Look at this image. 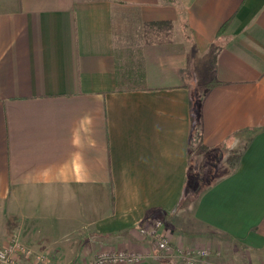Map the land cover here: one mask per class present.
<instances>
[{
  "label": "crops",
  "instance_id": "0c3cea01",
  "mask_svg": "<svg viewBox=\"0 0 264 264\" xmlns=\"http://www.w3.org/2000/svg\"><path fill=\"white\" fill-rule=\"evenodd\" d=\"M153 222L264 264V0H0V246L179 264Z\"/></svg>",
  "mask_w": 264,
  "mask_h": 264
},
{
  "label": "built area",
  "instance_id": "2783aa9c",
  "mask_svg": "<svg viewBox=\"0 0 264 264\" xmlns=\"http://www.w3.org/2000/svg\"><path fill=\"white\" fill-rule=\"evenodd\" d=\"M160 222H154L148 228H139L138 234L150 238L157 257L173 259L179 264H210L212 251L207 248L183 247L172 243L170 235L158 232ZM140 252L105 251L82 264H141L152 256L153 251ZM216 255L219 253L215 252ZM45 256L34 253L21 244L16 235H12L7 244L0 246V264H45Z\"/></svg>",
  "mask_w": 264,
  "mask_h": 264
},
{
  "label": "rangeland",
  "instance_id": "374dc122",
  "mask_svg": "<svg viewBox=\"0 0 264 264\" xmlns=\"http://www.w3.org/2000/svg\"><path fill=\"white\" fill-rule=\"evenodd\" d=\"M237 151L238 152L241 151V148L239 147ZM236 157H237V155L235 153V154H232L230 156V159L233 160V162H234L236 160ZM215 172L218 173V171L215 170L212 165L210 167L208 166L207 170H202V172H199V176L197 177V182H196L197 194H199L203 189H205V186L208 183H210ZM69 255H70L69 252H52L51 257H48V258L45 257V259H46L45 264H73L74 263L73 260L72 261L67 260L70 257ZM166 260H173V259H166ZM211 262H212V260L210 261V264H211Z\"/></svg>",
  "mask_w": 264,
  "mask_h": 264
},
{
  "label": "trees",
  "instance_id": "16d2710c",
  "mask_svg": "<svg viewBox=\"0 0 264 264\" xmlns=\"http://www.w3.org/2000/svg\"><path fill=\"white\" fill-rule=\"evenodd\" d=\"M228 23H229V21H227L226 23L223 24V26L219 29V33L223 32L226 29ZM242 152H243L242 149L239 152L238 151L235 152L237 157H236V160L234 161V163L238 162L239 158L241 157ZM230 163L232 166L234 165L233 160H231V159H230Z\"/></svg>",
  "mask_w": 264,
  "mask_h": 264
}]
</instances>
